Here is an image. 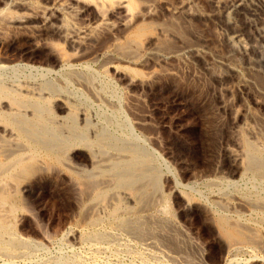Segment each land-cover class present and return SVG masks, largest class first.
I'll return each instance as SVG.
<instances>
[{
  "label": "rangeland",
  "instance_id": "obj_1",
  "mask_svg": "<svg viewBox=\"0 0 264 264\" xmlns=\"http://www.w3.org/2000/svg\"><path fill=\"white\" fill-rule=\"evenodd\" d=\"M5 1L0 0L2 24L22 13ZM43 1L32 3L40 6ZM196 3L194 10L210 9L208 0ZM93 15L90 8L87 18ZM203 19L178 18L173 34L152 28L160 45L154 49L147 37L142 41V49H159L148 64L119 35L103 33L92 45L76 50L57 38L32 41L12 28L2 30L0 130L11 126L12 118L16 125L23 120L31 124L35 116L50 112L49 123L63 129L53 134L55 144L73 128L76 142L60 143L63 150L56 146L60 160L54 163L43 159L40 135L32 138L25 132L32 142L0 132V144L9 150L0 146V162L13 158L0 171V195H7L0 199V226L7 228L5 233L0 227V264H264V170L257 167L264 160V47L255 43L241 19L253 47L247 58L232 55L237 59L234 73L218 62L228 49L217 33L229 28L219 19ZM124 43L128 53L118 46ZM192 46L206 48L208 56L196 55ZM170 51L175 57H166ZM26 85L47 94L27 97L35 105L26 97L16 100L18 105L15 94H24ZM53 97L63 98L73 113L57 109ZM4 101L11 102L17 118ZM238 108L244 116L237 115ZM6 137L12 140L5 142ZM30 142L40 145L34 149ZM245 143L253 148L249 163L241 147ZM20 150L39 161L17 177L12 161L29 157ZM130 153L138 154L137 166L145 175L134 173L130 182L117 184L109 170L118 160L130 159ZM93 160H98L96 167ZM144 185L148 192H138ZM219 219L238 226L246 238L232 242L217 227Z\"/></svg>",
  "mask_w": 264,
  "mask_h": 264
},
{
  "label": "bare ground",
  "instance_id": "obj_2",
  "mask_svg": "<svg viewBox=\"0 0 264 264\" xmlns=\"http://www.w3.org/2000/svg\"><path fill=\"white\" fill-rule=\"evenodd\" d=\"M6 1L8 2V3H6V5L9 4L11 6V8H16L18 10L21 9L22 10V13L19 11L20 14L18 16H16L15 18L10 19L9 21H6L7 22L6 24H2L1 23L2 20H1V22H0V34H1L2 30L4 31L5 28H9V29L12 28L14 30L19 31L21 34H25L32 41L47 40V39L49 40V38L50 39L51 38H57L58 40L62 41L63 43H65L69 47L75 48L76 50H77V48H79V49L86 48L92 42H94L95 40H97L98 36L99 35H102L103 33L108 34L110 36H117V35H119V36H121L123 38L126 37L128 39V41L132 44L131 47H133V49L136 50V52H137V53L135 52L138 55L137 58H140L139 60H143L145 63L146 62H149L153 58H156L155 57V53L159 51V49H158V51H155V52L152 51L155 48H158V46L160 45V44L159 45H156L157 44L156 42L159 39L158 38V35L159 34L158 33H152V31L156 30V31H158L161 34L163 32H167V31H171L172 34L173 33H176L177 31L174 30L175 28L173 29V27H174L173 25H176L177 24L176 22H177L178 18L183 19V22L184 21L189 22L190 20H192L193 17L199 16V17H202V18L208 19V20L219 19L221 22H223L224 25H226L229 28V30L228 31H224V32L221 31V32L217 33V35H218L217 37H218V40L220 41V43H223L227 47V49H228V55L223 56V57H220L218 62L221 63V65L226 66L227 68H229L233 72L236 70L237 63H236L235 60H237V59L233 58L232 55H234L235 57L238 56L239 58H247L248 55H249V53L251 52L252 47H253L247 41V39H246V33H245L244 29L239 24V22L241 21V19L244 18L246 20V25L251 30V33H252L251 36H252L253 40L255 41V43L256 42H259L264 47V33H263L264 30H262V26H264V19L262 17V12H264V0H208L209 1L210 9L209 10H205L206 9L205 8L204 9L205 11L204 10L203 11H198V10H194L193 9L194 5L195 4H198V3H196V0H44L43 3H42V5H40V6H35V4L32 3V0H6ZM90 8L94 12V15H93V18L92 19L87 18L88 10ZM162 14L163 15L168 14V16L166 17L167 19H165V17H164V19L161 18L162 17ZM78 21H80V22H78ZM190 22H192V21H190ZM176 27H178V26H176ZM152 28L154 30H152ZM222 29H225V28H222ZM114 38H116V37H114ZM145 38L146 39H149V41L151 43H153L154 49L152 47L151 48H148V49H145V48L142 49V46L145 45L144 44L145 41H147V40H144ZM114 41H117V40H114ZM142 41H144V43H142ZM46 43H48V42H46ZM116 44H117V42H116ZM141 44H143V45H141ZM127 45L128 44L124 43V44H121V45H118V46L123 51L127 50L125 53H128L129 47H127ZM114 46H115V44H114ZM189 47H191V46H189ZM192 48H194V49H192V51L196 55H198L200 57L206 58L208 56V54H209L208 51L206 50V48H204V47H200V46L198 47L197 46L195 48V47L192 46ZM121 49H119L120 52L122 51ZM181 49H184V51H185V49L187 50L189 48L184 47V48H181ZM130 50H132V49H130ZM134 50H132V51H134ZM84 51H87V50H84ZM176 51L178 53L179 50H176ZM173 52H175V51H173ZM180 52H181V50H180ZM132 53H134V52H132ZM170 53H171V51H170ZM164 54H166V53H164ZM131 55L134 56L133 54H131ZM156 55H158V54L156 53ZM166 57L167 58H171V57H175V55L173 53L169 54V52H168V56H166ZM137 58H135V59H137ZM205 60L207 61V59H205ZM209 61L210 60H208L207 62H209ZM146 64H148V63H146ZM27 86L28 85H26V87H24L22 89V92L24 94H21L20 92L18 94H15V97H14V100L15 101L16 100L22 101L24 99L26 100V98L29 97L30 95H31V97H32V95H40L39 97H40V99H42L41 98L42 97L41 95L44 92L38 93L37 92L38 90H36L37 87H36V89H33V87L30 88L28 86L29 87L28 88ZM238 87L240 89H244L245 84L239 82ZM44 90H45V92H47V91L49 92L48 89H44ZM40 91H43V89H40ZM14 92L17 93V91H14ZM241 92H242V90H241ZM13 93H11V94L13 95ZM5 94H8V93H5ZM11 94H10V97H12ZM44 94L46 95L47 93H44ZM1 95L3 96V94H1ZM50 95L51 94H49V96ZM54 95H56V93ZM3 97H5V96H3ZM36 97H38V96H36ZM29 98H27V99L30 100L33 97L30 98V99ZM35 98H34V100H35ZM49 98L51 99V96ZM53 98H56L55 99V107L57 109H61V110H64V111H70L69 112L70 114L73 113L72 110H71L72 108L69 110V107L71 105L68 107L69 104H66V102L64 103L62 101L63 98L62 99H59L58 97H53ZM6 99H3V100H6ZM46 99H47L46 97L43 98V100H46ZM41 101L39 100V102H41ZM47 101H48V99H47ZM50 101L51 100H49L48 102H50ZM11 102H13L15 104V102L13 100ZM11 102H10V104H8L7 101L6 102L4 101V103H5L4 107H10V110H11V108L13 107L12 104H11ZM17 102L18 101H16V103ZM32 102L33 101H31V104H32ZM36 103H38V102H36ZM35 104H32V105H35ZM235 104L236 103H232L231 106L234 107ZM256 104H261V103L259 101H256ZM18 105L16 106V104H15L16 107H18ZM40 105H42V103ZM40 105H39V107H40ZM241 107H243V106H241ZM36 109H39V108H36ZM18 110H20L19 107H18ZM11 111H13V110H11ZM12 113H13L12 114L13 116L16 115L14 111ZM16 113H18V112H16ZM45 114H42V116H40V115L35 116V121H33L31 124H29V121H27L28 123L27 122L25 123V121L23 120L24 122L23 121L22 122L25 124L23 126H21L23 123L19 121L20 120L19 118H18L19 120L16 121V122H20V125H16L14 123H11L13 121V119H14V118H12V120H10L11 121L10 122V125L11 126L2 127L1 130H0V132H2L3 134H6V135H10V136L14 135V136H16L18 138H22V137H24V138L26 137L27 138V136L24 135L25 132H27V131L29 133L28 134V137L31 136L32 138H34V137L40 135L41 136L40 137L41 138L40 140H42L40 142L41 145L39 144L40 146L39 145H37V146H39V148L43 152V155H42L43 159H46V160H48L50 162L59 163L60 153L58 154L57 153L58 151L56 152L55 148H56V146H59L60 143L61 144H64V145L66 144V146H69V145L73 146L72 144H74L76 142V138H75L76 137L75 136V133L76 132L74 133V131H75L76 128H73L74 131H72V132L68 131V135L66 133V135H67L66 139L61 140L63 143L60 142V143H58L56 145L55 142L57 141L58 138H57V136L56 137L53 136V134L55 132H57L56 131L57 129H59L57 127L58 125L57 124H54L53 125V124L49 123V120H47L48 114L51 115V117H52V115H53L52 113L48 112L47 116H44L45 117L44 118L43 115H45ZM8 115H10V114H8ZM22 115H19V117L22 116ZM82 115H83V113H82ZM237 115L240 116V117L244 116L243 115V110L238 108ZM68 117H65V118H68ZM15 118H17V116H15ZM24 118L26 119L27 117H24ZM24 118L22 116V119H24ZM3 119L5 120V118L2 117V120ZM53 120H54V118H53ZM83 121H84V119H83ZM14 122H15V120H14ZM84 122H87V121L85 120ZM17 124H19V123H17ZM49 124H51L52 127ZM75 124H76V122H75ZM71 128L69 127V130H72ZM61 130H63V129H61ZM59 132H61V131H59ZM63 133L64 132H62V135H64ZM237 133H239V132H237ZM6 135H3L2 137L4 138V136H6ZM12 137H6L7 139L6 138H5L6 140L4 139L5 142L7 140H8V142H10L12 140ZM52 137H55L54 140H53ZM103 137H104V135H103ZM9 138H10V140H9ZM62 138H65V135ZM246 138L247 137H245V139ZM27 139L30 140V138H27ZM14 140H15V137H14ZM30 141L33 142V139L30 140ZM99 141L100 140H97V141L94 140L93 143H98ZM32 142H30V143H32ZM35 143H32V146H33V144L35 145ZM249 143L248 144L245 143V144H242L241 145V147H243L246 150L243 153H246L245 155L247 157L246 160H248V163L249 162H252V161H250V157L249 156H251V154L253 152V148L249 145ZM236 144H237V142H236ZM1 145L3 146L4 144H0V146ZM28 146H29V144L27 145V147ZM37 146L35 145V147H33V148L35 149V148H37ZM66 146H65V148H66ZM3 147H4V150H6L5 149L6 146H3ZM11 147H10V149H11ZM62 147H63V145L59 149L61 150ZM237 147H240V145H237ZM0 149H2V148L0 147ZM13 149L15 150V147ZM13 149H11V150H13ZM28 149H30V148H28ZM7 150H8V148H7ZM7 150L5 152H7ZM1 151H3V149ZM261 151H259V153ZM8 152H9V150H8ZM29 152L27 153V154H29V157L26 158V159L24 158L25 160H19V161L17 160V162H16V160H14L15 162L12 161V163H16L15 164L16 166L13 167V169L14 170L15 169L18 170L17 171L18 172V175L14 173V175H17V177L24 176L23 174L28 173L29 171H31V169H33V167H34V164H36L37 161H39V159H37L38 158L37 156H35L34 154H33L34 156L33 155L30 156V153ZM37 152L35 154H38ZM27 154L25 152V155L26 156H27ZM130 154H131V156H129L130 159H128L127 161H123V162H120V160H118V162H115L114 165L112 166V170L111 169L110 170L108 169L110 172H113L114 173V176L116 178L117 184H119V183L121 184L122 182L128 181V180L130 182L131 178H133L132 176L134 175V173L135 174L136 173H139V175L142 176V174L146 172V170H145V172L140 171V167L141 166L138 169V166H139L137 164V162H138L137 160H138V157H139V156H137L138 154L137 155H135L136 153L135 154L134 153H130ZM11 155L13 156V154H11ZM14 155H15V152H14ZM18 155H19V153H18ZM22 155L25 156L24 153ZM39 155H40V153H39ZM259 155L260 154H258V156ZM260 156H259V158H260ZM11 158H9V161L8 160H6V161L8 163H10L11 162V160H10ZM14 158H15V156H14ZM234 158H235V160H239L240 157H239V155H234ZM262 160H263V158H262ZM6 161H4V162L1 161L0 162V171H3L4 170V167L7 164ZM97 161H94V160L91 161V163H92L91 165L96 167V164L95 163H97ZM251 164L252 163H250L249 165H251ZM255 164H256V162H255ZM251 166H253V165H251ZM257 167L259 169H261V170L262 169L264 170V160L260 164H258ZM143 168H145V167H143ZM143 168H142V170H143ZM11 169L12 168H10V170H9L10 173H11ZM255 170H256V168H255ZM106 171H107V169H106ZM13 172L14 171H12V173ZM149 173H151V171L147 173L148 175L151 176V174H149ZM259 173L260 172H258V174ZM5 174H4V176H5ZM14 175H12V176H14ZM136 175H138V174H136ZM143 175H145V174H143ZM4 176H2V177L4 178ZM12 176H11V178H12ZM5 177H8V176L6 175ZM17 177L16 178H13L14 181H16L15 179H17ZM135 177H137V176H135ZM143 178L144 177H142V179ZM9 179H10V175H9ZM13 179H11V180H13ZM137 179H135V182L136 183H137ZM150 179L151 178H147L148 181H150ZM155 179H157V178H155ZM139 180H141V179H139ZM135 182L133 184L136 185ZM148 184H151V182L147 183V185ZM147 185H144L143 187L141 186L142 188L138 192H141V190H142L143 192L147 193L148 192L147 189L149 190V188H148L149 186H147ZM87 186H90V185H87ZM139 186H138V188H139ZM90 187H92V188L94 187L96 189L99 188V187L98 188L95 187L94 184H92V186H90ZM135 188H137V187H135ZM132 189H134V188H132ZM103 193L98 192V194H100V195H104ZM0 199L1 200H6L7 199V195L6 196L5 195H0ZM117 207H118V205H117ZM115 212H116V210H115ZM234 224L235 223H233V226H234ZM0 227L3 228V231L5 230L4 229V226H0ZM217 227L219 229L221 228L222 232L224 233L223 235H225V237L228 236V238L232 242L233 241H240L241 242V241H243L246 238L245 237V232L243 233V231H241L240 229H238L239 228L238 226H237V228H233L232 226H230V223L228 225L226 223V221H224L223 219H219L218 220V226ZM6 230H7V228H6ZM6 230L4 231L5 233H6ZM3 231H2V233H3ZM8 233H9V231H8ZM1 236H3V235H1ZM1 241H3V240L1 239ZM1 241H0V244L2 243ZM12 243H13V241H12ZM10 244H11V242H10ZM4 245L6 246L5 243H4Z\"/></svg>",
  "mask_w": 264,
  "mask_h": 264
}]
</instances>
